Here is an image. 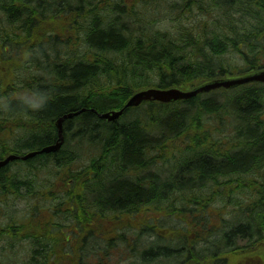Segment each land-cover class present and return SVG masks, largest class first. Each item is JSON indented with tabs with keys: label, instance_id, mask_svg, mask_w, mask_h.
Masks as SVG:
<instances>
[{
	"label": "trees",
	"instance_id": "1",
	"mask_svg": "<svg viewBox=\"0 0 264 264\" xmlns=\"http://www.w3.org/2000/svg\"><path fill=\"white\" fill-rule=\"evenodd\" d=\"M161 1L0 0V159L56 144V121L81 112L65 120L61 149L0 171L3 202H34L28 219L0 223V244L9 247L0 246V264H264L262 91L240 89L224 102L210 93L146 102L112 122L98 116L146 87L189 88L225 75L229 53L252 65L263 57L264 0ZM85 149L102 152L104 164L77 165ZM49 167L60 184L44 179ZM235 189L254 191L241 206L249 216L239 212L223 229L214 203L227 205L219 196ZM51 190L72 202L38 213ZM220 227L223 235H210ZM235 232L248 238L242 247ZM24 242L26 258L11 257Z\"/></svg>",
	"mask_w": 264,
	"mask_h": 264
},
{
	"label": "rangeland",
	"instance_id": "2",
	"mask_svg": "<svg viewBox=\"0 0 264 264\" xmlns=\"http://www.w3.org/2000/svg\"><path fill=\"white\" fill-rule=\"evenodd\" d=\"M161 4H162V6H164V5H168L170 3L167 0H163V1H161ZM160 9L162 10V8H158L157 12H159ZM162 12H164V11H162ZM154 19L160 20V14H159V16H156ZM199 19H201V18H199ZM156 24L157 25L160 24V21L157 22ZM160 27L164 30H167V28L169 27V24L168 23H161ZM263 45H264V42H263ZM261 51L263 53V57H259L256 60L255 65L250 64V61H247L243 56H241L240 53H237V54L229 53L228 55L225 56V62L227 64H230L229 66H230L231 70H233L234 74H239V72L246 71L250 67L257 68V67L263 65V63H264V50L263 49L258 50V52H261ZM240 89H242V90L258 89V91H262V94H263L262 98L264 100V84H262V83L247 84V85H245V86H243V87H241L235 91H218L217 93L210 94V96L215 97L218 101L224 102V100H228L229 97H232V99H233V97H236L237 95H239L241 92ZM237 101H239V100H237ZM260 102L262 103V106L264 108V101H260ZM235 104L236 103L231 105L230 110L228 111L230 113L226 116L227 119L225 120L226 126H228V129H230L229 130L230 133H232L233 130H236V128L234 129V127L238 123L236 117L234 116V113H236L235 109L237 108L235 106ZM239 104L243 105L242 101H239ZM244 104H245V102H244ZM236 111H237V109H236ZM248 130H254V129L248 128ZM71 150H72V148H71ZM101 154H102V152L93 153V151L90 152L89 150L85 149V150L80 152V155L78 156L80 158V160L78 161L77 165H81L82 168L86 167L89 169L90 168L89 165L91 164L90 160H92V162H95L98 164H104L103 156H101ZM51 169H52V167H49L48 169L45 170L46 172L43 174L44 179L47 177L48 180L51 182V184H55V183L60 184V182H58V180L56 181V178L54 176H52L51 173H48V171ZM166 173L167 172L163 171V174H166ZM105 178H109V174H106ZM47 184H50V183H47ZM234 187H236V186L234 185ZM234 191L235 192L233 193L232 198H230V196H227L224 194H221L219 196L220 199L222 198L223 200H227V201L229 198V202L227 205H225V203L223 204V202H221V201L214 203V208L216 209L215 211L217 213H220L221 216L224 218V221H225L224 225L221 226L223 229L228 228L230 226L229 222H231V220L235 219V217L238 216L239 212H241V214L244 213L245 214L244 217L249 216V213L246 212L245 209H242L241 206H244V205L246 206L249 198L251 199L255 195L254 191H251L252 193H247V194L240 193L238 189H235ZM50 193H51V197L49 195H46V198L45 197L39 198L40 202L38 201L37 207H39V204H40L41 206H44V208H41L38 213L46 214L47 208H45V207L46 206L47 207H53V205L55 203H58V202L61 203L62 206H64V207H69L68 203L72 202V201L67 202L66 196H63V194L60 193L59 190H57V194H55L53 192V190H51ZM33 203L34 202L33 201L30 202L29 199H26V201H25V200H21V199L17 198L12 203L10 202L9 204H7L6 202H3V199H0V223L1 224H7L10 222H14L16 220L23 219L27 214V213H25L27 208L31 209ZM178 204L180 206L182 205L181 202H179ZM223 206H226V209H224ZM154 210L156 211V209H154ZM199 211L200 210H194L193 213L197 214ZM145 213L146 212H143L142 215L145 216L146 215ZM155 215H156V213L154 211H151V210L147 211L148 217H152ZM28 217H25L24 220L28 219ZM64 217L67 219L66 224H65V222H63L64 225H67V226L70 225L72 222H70L69 224L67 223V221L69 220V216L66 214V216H64ZM158 217H160L161 219H164L169 224H173V223L177 224L179 221H181L180 215L179 214L177 215L176 213L175 214L172 213L170 216L168 213H160V214H158ZM57 219L61 220L60 217H58ZM221 227L218 229H215V230L212 229V231L210 232V235L216 234L219 237L221 235H223V230L221 229ZM93 228L94 227H91V225H90V226H88V228L86 230L87 231H89V229L93 230ZM189 234L192 235L191 230H189ZM258 235H260V234H257L256 236H258ZM244 239L248 240V238H242L239 233L235 232L234 242L236 244L239 243L238 244L239 246H240V244L242 245ZM100 243L102 246H104L106 244V240H103ZM259 244L264 246V240L262 243H259ZM0 246H4L5 248L8 247L4 243L0 244ZM240 247H242V246H240ZM27 248H28V246H27V243H25V242L24 243H16V247L12 248V252H10L9 254L11 257H13V254H14L17 257V259H23L24 260L27 256ZM8 249H9V247H8ZM0 258H2V256ZM104 258L107 259L108 261H111L112 263L118 260L117 258H114V257H107V258L104 257ZM110 258H112V259L110 260ZM127 261H128V258L126 259L125 262H127Z\"/></svg>",
	"mask_w": 264,
	"mask_h": 264
},
{
	"label": "water",
	"instance_id": "3",
	"mask_svg": "<svg viewBox=\"0 0 264 264\" xmlns=\"http://www.w3.org/2000/svg\"><path fill=\"white\" fill-rule=\"evenodd\" d=\"M251 82H264V69L246 74L226 75L214 79H209L207 81L196 84L193 88L187 90H184L179 87H169V88L150 87L147 89H143L135 93L130 98L125 109L130 107H138L144 102L155 101L160 103H171L180 100H189L200 94L209 93L221 88L233 89L235 87ZM125 109H121L120 111H111L107 113H98V116L108 121H114L117 120L124 113ZM93 112H97V111L93 110ZM73 116H75V113L65 115L64 117L59 118L58 121L56 122L59 133V139L56 142V144L47 146L40 151L29 153L23 157H19L17 155H10L6 159L0 161V170L3 167L10 164L11 162H14L18 159L27 160L29 158L35 157L39 153L40 154L52 153L58 151L64 141V135H63L64 120L66 118H72Z\"/></svg>",
	"mask_w": 264,
	"mask_h": 264
},
{
	"label": "flooded vegetation",
	"instance_id": "4",
	"mask_svg": "<svg viewBox=\"0 0 264 264\" xmlns=\"http://www.w3.org/2000/svg\"><path fill=\"white\" fill-rule=\"evenodd\" d=\"M243 244H246V243H242V246H243Z\"/></svg>",
	"mask_w": 264,
	"mask_h": 264
}]
</instances>
